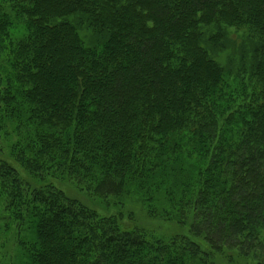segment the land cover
Returning a JSON list of instances; mask_svg holds the SVG:
<instances>
[{
	"label": "trees",
	"instance_id": "1",
	"mask_svg": "<svg viewBox=\"0 0 264 264\" xmlns=\"http://www.w3.org/2000/svg\"><path fill=\"white\" fill-rule=\"evenodd\" d=\"M229 30L250 51L224 67ZM0 135L24 264H264V0H0Z\"/></svg>",
	"mask_w": 264,
	"mask_h": 264
},
{
	"label": "rangeland",
	"instance_id": "2",
	"mask_svg": "<svg viewBox=\"0 0 264 264\" xmlns=\"http://www.w3.org/2000/svg\"><path fill=\"white\" fill-rule=\"evenodd\" d=\"M80 34L84 38L85 45L89 46L92 43L91 36L88 31H81ZM242 32H236L233 30L227 31L225 35V48L218 54L214 55L213 59L221 64L222 66H228L229 64L235 63L234 59L239 56L241 50L244 52L250 51V46L243 40L245 39L242 35ZM242 35V36H241ZM12 140L6 139L0 135V158H4L10 161L9 157V148ZM8 155V156H7ZM13 167H17L15 164H12ZM54 185L61 190L68 198L75 199L82 205L95 210L98 214L102 216H120L121 222L129 224L127 218L128 214H133L132 219L135 226H138V229L148 232V235L151 233L156 234V237H161L166 235L176 234L177 231L174 230L169 224H166L157 219H150L144 210L147 209V204L144 203V208L139 203L127 202L121 200L125 204L122 207V204L118 203V200L103 199L99 197L90 196L87 193L76 188L73 184L69 183H58L54 182ZM3 207L0 200V264H24L20 260L19 252L16 249L15 243V234L12 227H7L5 229V223L7 219L2 212ZM157 218V217H156ZM30 238L29 233L26 236V240ZM231 264H251L247 261H237Z\"/></svg>",
	"mask_w": 264,
	"mask_h": 264
}]
</instances>
